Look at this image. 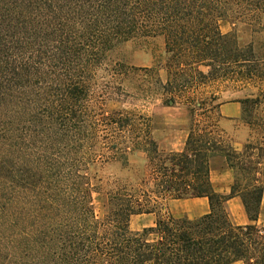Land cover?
<instances>
[{"label": "trees", "instance_id": "1", "mask_svg": "<svg viewBox=\"0 0 264 264\" xmlns=\"http://www.w3.org/2000/svg\"><path fill=\"white\" fill-rule=\"evenodd\" d=\"M228 20L263 33L264 0H0V264H264V58L222 32ZM157 38L165 59L141 69L153 79L142 92L187 109L182 150L162 147L150 118L100 108L136 72L118 58L124 46ZM222 87L245 92L231 101L244 143L220 126ZM98 151L131 177L94 181ZM215 158L234 172L229 195L212 184ZM234 197L250 224L231 221ZM193 198H207L210 213H166ZM141 214H155L154 226L133 232Z\"/></svg>", "mask_w": 264, "mask_h": 264}, {"label": "rangeland", "instance_id": "2", "mask_svg": "<svg viewBox=\"0 0 264 264\" xmlns=\"http://www.w3.org/2000/svg\"><path fill=\"white\" fill-rule=\"evenodd\" d=\"M221 30L223 33H236L238 37L239 44L241 47H248L251 44L254 45L256 52L264 58V32L254 33V31L244 25H235L233 21H224L221 24ZM120 59H124L129 67H133L136 72L131 73L130 76L123 82L125 91L113 89L112 92H118L119 95L114 94V98L108 100L106 103H100V108H104L108 113L117 111L120 109H129L136 113H140L145 117L151 119L152 123V134L155 140L164 148L173 150H182L185 146L187 136L191 129V118L186 108L180 106L170 107L164 105L162 97L157 94L150 92H142V89L146 88V85L153 80L150 78V73L143 72L141 69H151L162 65L165 59L164 56V42L161 38L151 39L146 42H130L127 43L122 49L121 54L118 56ZM141 70L140 72L137 71ZM133 71V70H132ZM104 75L100 74V79H103ZM160 77L166 80V71L160 70ZM140 87V88H139ZM224 90L225 92L220 94L221 98L216 103H230L234 99L242 98L245 96V92H236V90L229 87L226 90L224 87L218 88L217 90ZM257 91V89H256ZM97 92L101 95V87L97 89ZM221 109V108H220ZM221 118H219L220 126L229 129H236V124H232L227 121L225 117L223 118L220 112ZM216 116H212L214 119ZM198 120L202 123L208 121L207 117L200 116ZM247 129V128H246ZM248 130V129H247ZM241 131L238 136H246V132ZM102 134V131L98 132ZM236 140V138H235ZM241 143V140L239 141ZM2 147L0 146V155H2ZM102 152H97L98 157L93 165L90 166L91 175L94 181L102 178L105 181L112 180L116 178H129L131 173L129 172V167H123L119 162L117 163H105L104 159H100ZM8 164L16 169V153L15 155L9 157ZM131 167L143 168L144 161L137 156H131L129 160ZM220 163L214 164L218 168ZM93 201L95 205V210L98 217H102L106 211V201L105 198L100 194H94ZM176 207L178 211L192 210L193 207L189 206L188 203L177 204ZM167 212L172 215L174 208H170L169 204L167 206ZM162 215L165 214L164 211L161 212ZM156 220L155 214H141L135 215L131 219V230L133 232H139L145 228H150L154 226Z\"/></svg>", "mask_w": 264, "mask_h": 264}, {"label": "crops", "instance_id": "3", "mask_svg": "<svg viewBox=\"0 0 264 264\" xmlns=\"http://www.w3.org/2000/svg\"><path fill=\"white\" fill-rule=\"evenodd\" d=\"M220 112L225 119L232 124H236V129H229L224 127V130L236 138L237 141L241 140V143H244L248 137L249 132H246V136L239 137L238 134L241 131H246V127L241 122L242 117V106L239 102H230L221 106ZM248 131V130H247ZM220 163L219 167L216 168L214 164ZM211 181L214 185L215 190L222 195H229L231 193V187L234 182V172L228 168L226 162L222 158H215L211 161ZM264 179V178H263ZM182 203H188L189 206L193 207L192 210L187 211H178L177 204L181 205ZM170 208H174L173 216L183 217L188 216L190 218H199L210 213V204L207 198H193L185 200H171L169 202ZM226 209L230 215L231 221L235 225H248L251 223L244 205L239 197H234L226 203ZM259 224L264 226V196L261 207V216ZM233 264H243L242 262H236Z\"/></svg>", "mask_w": 264, "mask_h": 264}]
</instances>
